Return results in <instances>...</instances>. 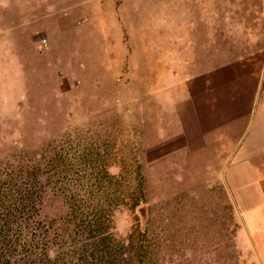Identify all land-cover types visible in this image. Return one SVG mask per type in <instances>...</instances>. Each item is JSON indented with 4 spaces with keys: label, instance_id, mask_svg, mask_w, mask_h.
<instances>
[{
    "label": "rangeland",
    "instance_id": "1",
    "mask_svg": "<svg viewBox=\"0 0 264 264\" xmlns=\"http://www.w3.org/2000/svg\"><path fill=\"white\" fill-rule=\"evenodd\" d=\"M72 1L109 60L66 80L18 38L24 78L0 87V171H38L43 223L60 225L72 199L105 207V243L76 264H258L225 171L258 127L264 0ZM29 2L0 0V30L20 28Z\"/></svg>",
    "mask_w": 264,
    "mask_h": 264
},
{
    "label": "crops",
    "instance_id": "2",
    "mask_svg": "<svg viewBox=\"0 0 264 264\" xmlns=\"http://www.w3.org/2000/svg\"><path fill=\"white\" fill-rule=\"evenodd\" d=\"M28 12H21L20 28L12 26L0 30V87L7 92L14 77L22 81L23 64L18 38L27 36V49L34 59L43 60L47 69L60 68L66 80L70 71L84 68L92 61L109 60L107 41H96L85 9H76L72 0H40ZM28 25V27L25 25ZM35 23L36 25H32ZM105 28H108L106 23ZM46 45H42L43 41ZM124 54L120 59L124 60ZM85 62L86 64H78ZM63 80V79H62ZM63 82V81H62ZM257 113V115H256ZM257 117V118H256ZM258 127L251 138L247 133L225 171L226 185L232 195L242 223L241 234L250 243L264 264V88L258 99L253 119Z\"/></svg>",
    "mask_w": 264,
    "mask_h": 264
},
{
    "label": "trees",
    "instance_id": "3",
    "mask_svg": "<svg viewBox=\"0 0 264 264\" xmlns=\"http://www.w3.org/2000/svg\"><path fill=\"white\" fill-rule=\"evenodd\" d=\"M62 174L68 181L73 172ZM43 193L38 171H0V264H76V254L105 243V207L72 199L60 225L46 224L38 219Z\"/></svg>",
    "mask_w": 264,
    "mask_h": 264
},
{
    "label": "built area",
    "instance_id": "4",
    "mask_svg": "<svg viewBox=\"0 0 264 264\" xmlns=\"http://www.w3.org/2000/svg\"><path fill=\"white\" fill-rule=\"evenodd\" d=\"M42 45H44V46H45V45H46V41H43Z\"/></svg>",
    "mask_w": 264,
    "mask_h": 264
}]
</instances>
